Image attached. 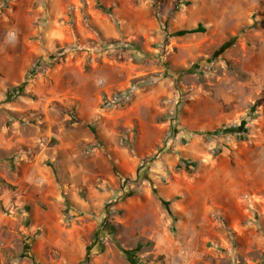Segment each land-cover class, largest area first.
Wrapping results in <instances>:
<instances>
[{"label":"rangeland","instance_id":"1","mask_svg":"<svg viewBox=\"0 0 264 264\" xmlns=\"http://www.w3.org/2000/svg\"><path fill=\"white\" fill-rule=\"evenodd\" d=\"M142 262L264 264V0H0V264Z\"/></svg>","mask_w":264,"mask_h":264},{"label":"trees","instance_id":"2","mask_svg":"<svg viewBox=\"0 0 264 264\" xmlns=\"http://www.w3.org/2000/svg\"><path fill=\"white\" fill-rule=\"evenodd\" d=\"M186 4H190V2L187 1ZM179 6H180V4L177 5V8H179ZM205 31H206V27L203 26L201 23H199L196 27L181 29V30H178V31H175V32L171 33V35L172 36H183V35H186V34H193V33L205 32ZM185 71L186 70H181V71H178V73H183ZM22 85H24V84H22ZM17 89H21L22 90L23 86L16 87V90ZM127 256L131 260V262L134 263L135 258H134L133 253L127 251ZM142 264H148V263L147 262H142Z\"/></svg>","mask_w":264,"mask_h":264}]
</instances>
